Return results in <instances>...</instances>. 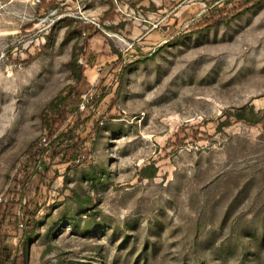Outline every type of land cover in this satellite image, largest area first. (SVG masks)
I'll return each mask as SVG.
<instances>
[{"label": "rangeland", "instance_id": "rangeland-1", "mask_svg": "<svg viewBox=\"0 0 264 264\" xmlns=\"http://www.w3.org/2000/svg\"><path fill=\"white\" fill-rule=\"evenodd\" d=\"M113 1L0 0V264H264V0Z\"/></svg>", "mask_w": 264, "mask_h": 264}, {"label": "trees", "instance_id": "trees-1", "mask_svg": "<svg viewBox=\"0 0 264 264\" xmlns=\"http://www.w3.org/2000/svg\"><path fill=\"white\" fill-rule=\"evenodd\" d=\"M111 3V9L106 13L105 19H109L111 14L113 13V9H114V1L113 0H109ZM45 5V6H44ZM43 7L47 8V10L52 9L53 3L49 2L46 3V0H43ZM239 13V12H238ZM229 19V18H228ZM221 20H226V18H221ZM219 20H216V22L213 24L215 25ZM75 22V20L73 18H65V19H61L62 24H65L66 26H68V30L66 33V36L69 37L71 35H75L76 33H89L91 31V29H93V27H91L88 24H84L83 22H79L77 23L78 27H77V31L74 32L71 30L73 23ZM224 22H228L224 21ZM96 33H98L97 30H95L93 33L89 34V38L88 39H92ZM70 66H71V70L75 76L76 82L80 83L84 78V70L82 67H80L77 64V59L76 57L73 55V58L70 61ZM127 70V67H125L123 70H121L120 76H123V74H125ZM72 93L70 91V87H67L66 89L63 90V92L56 97L51 103L50 105L47 107V109L44 111L43 115H42V119H43V124L47 127L50 128L52 130H54V127L56 125V123L59 121V119H61L60 121H64L65 120V115H66V107L68 105V103H70L72 100ZM56 110V114L58 116V118H51V116H49V111H53ZM59 121V122H60ZM35 145L32 146V148ZM32 148L30 149V151L32 150ZM21 226L24 227V232H23V239L24 242H27L31 239L32 235L34 234L38 223L34 220H23V223H21ZM3 264H15L14 262H11L9 258H4Z\"/></svg>", "mask_w": 264, "mask_h": 264}, {"label": "built area", "instance_id": "built-area-1", "mask_svg": "<svg viewBox=\"0 0 264 264\" xmlns=\"http://www.w3.org/2000/svg\"><path fill=\"white\" fill-rule=\"evenodd\" d=\"M91 98H92V96H88V94L82 95V101H81L80 106H79V109L81 111H84L86 109L87 104L89 102V99H91Z\"/></svg>", "mask_w": 264, "mask_h": 264}]
</instances>
